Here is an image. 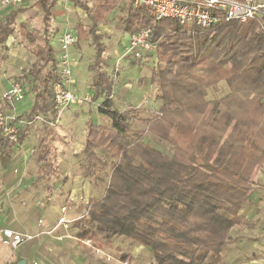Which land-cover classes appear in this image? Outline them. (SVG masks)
Listing matches in <instances>:
<instances>
[{"label":"trees","instance_id":"obj_1","mask_svg":"<svg viewBox=\"0 0 264 264\" xmlns=\"http://www.w3.org/2000/svg\"><path fill=\"white\" fill-rule=\"evenodd\" d=\"M69 1L89 15V28L75 24L76 41L90 39L94 45L92 98L100 99L97 110L109 119V125L91 117L85 121L84 175L109 171V179L102 197L88 199V220L77 240L123 237L149 248L154 264H227L222 253L230 231L248 225L240 211L253 190L254 172L264 166V32L258 31L257 20H221L202 28L157 20L149 8L125 0H93L92 11L84 0ZM35 2L48 23L57 0ZM116 8L123 12L124 33L150 27L158 41L150 82L157 85L162 104L150 117L135 109L117 110L112 82L101 69L105 44L95 27ZM25 10L18 7L9 14L0 27V42ZM21 25L33 41L34 34ZM39 38L34 54L40 65L30 72L36 80L34 101L15 120L19 141L23 126L18 121L31 117L40 101L52 102L53 85L60 79L47 29ZM220 81L229 92L208 99V90ZM133 121L170 143L172 154L145 142L144 131L131 128ZM42 145L39 177L54 172ZM12 157L11 144L1 136V165L7 168Z\"/></svg>","mask_w":264,"mask_h":264},{"label":"rangeland","instance_id":"obj_2","mask_svg":"<svg viewBox=\"0 0 264 264\" xmlns=\"http://www.w3.org/2000/svg\"><path fill=\"white\" fill-rule=\"evenodd\" d=\"M35 1L21 0L7 5L0 2V27L13 10L26 8L17 13L11 34L0 42L1 114L6 112L18 116L30 109L31 95H34L32 88L36 83L30 72L40 65L36 63L34 51L42 43L39 37L46 29L57 57L61 53L58 40L61 33L67 29L75 32L76 23L85 28L91 25L86 11L69 0H57L50 21L46 23L42 7ZM84 1L92 11L93 0ZM122 14L116 8L95 27L105 44L101 69L112 82V99L117 110L135 109L139 111V116L150 117V112H157L162 104L157 98V85L150 82L151 68L157 62L156 54L153 60L121 58L128 38L120 21ZM21 24L34 34L33 41L23 33ZM93 47L88 39L77 40L68 49L72 65V91L87 99L81 104L64 108H56L53 97V103L51 99L46 104L40 101L36 112L19 122L23 126L19 130L22 141L18 140L17 130V141L11 145L13 157L7 168L0 162V264H18L20 260H23L22 264H154L149 248L123 237H112L107 241L102 236L82 241L76 237L80 227L88 220V199L102 197L109 179V171H99L89 177L84 175L85 160L81 149L85 121L91 117L94 123L109 125V119L97 110L100 99L92 98ZM46 68L43 67V71ZM15 83L22 86L25 95L21 100L10 102L8 97ZM228 92L225 81H220L208 90L207 98H220ZM11 120L14 123V119ZM131 128L144 131L145 142L163 153L172 154L173 146L148 132L146 126L133 121ZM43 142L49 150L48 160L54 165V172L39 177L42 163L38 156L44 149ZM98 155L110 161L101 150H98ZM262 176L264 166L256 169L252 179L257 188L264 191ZM5 230L11 231L12 235H6ZM16 237L20 238V242L12 245ZM124 255L129 258L128 261L122 259ZM224 258L227 264H231Z\"/></svg>","mask_w":264,"mask_h":264},{"label":"built area","instance_id":"obj_3","mask_svg":"<svg viewBox=\"0 0 264 264\" xmlns=\"http://www.w3.org/2000/svg\"><path fill=\"white\" fill-rule=\"evenodd\" d=\"M21 0H0L1 4L17 3ZM124 1V0H121ZM133 6L149 8L157 20L174 19L180 24H194L202 28L210 27L221 20L246 21L254 18L258 22V31L264 32V0H125ZM61 53L57 56V73L60 79L53 85V102L56 108L83 103L87 97H79L72 91L73 85L71 60L68 49L76 42V34L72 29H67L59 37ZM158 41L152 39L150 27H141L128 34L121 54L122 59L153 60L157 52ZM24 97V90L18 83L13 84L8 100L16 102ZM12 99V100H11ZM2 112V111H1ZM0 112V128L3 137L10 143L17 141L16 116ZM11 119H14V123ZM18 122H22L20 119ZM5 234L12 232L5 230ZM20 242L16 237L12 245Z\"/></svg>","mask_w":264,"mask_h":264},{"label":"crops","instance_id":"obj_4","mask_svg":"<svg viewBox=\"0 0 264 264\" xmlns=\"http://www.w3.org/2000/svg\"><path fill=\"white\" fill-rule=\"evenodd\" d=\"M33 101L34 95H31V104ZM257 186L253 183V190L240 211L247 218L248 225L243 228L234 227L230 231L229 249L226 251V244L224 257L231 264H264V191Z\"/></svg>","mask_w":264,"mask_h":264},{"label":"water","instance_id":"obj_5","mask_svg":"<svg viewBox=\"0 0 264 264\" xmlns=\"http://www.w3.org/2000/svg\"><path fill=\"white\" fill-rule=\"evenodd\" d=\"M22 263H24L23 260L18 261V264H22Z\"/></svg>","mask_w":264,"mask_h":264}]
</instances>
